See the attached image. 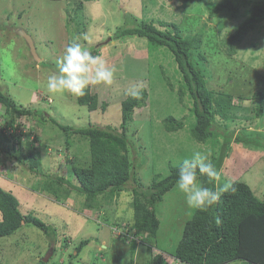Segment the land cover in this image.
<instances>
[{"label": "rangeland", "instance_id": "374dc122", "mask_svg": "<svg viewBox=\"0 0 264 264\" xmlns=\"http://www.w3.org/2000/svg\"><path fill=\"white\" fill-rule=\"evenodd\" d=\"M219 1L199 0L184 9L183 0H94L79 9L72 0H0V89L18 107L34 110L33 115L20 119L25 125L16 134L26 132L28 124L35 126L41 138L35 147L42 157L41 166L32 172L26 163L7 152L11 144L5 143L0 148V187L16 195L24 214H33L48 225L45 231L25 223L13 234L0 237V264H149L158 253L169 264H177L171 252L195 209L186 205L184 194L176 186L156 205L161 221L156 241H151L156 247L137 244L134 251V232L123 225L131 224L133 219V180L126 190L98 209L85 208L86 197L77 191L59 201L42 185L52 174L77 183L73 168L87 165L90 156L88 139L68 135L53 120L73 127L119 126L122 101L134 85H143L148 92L127 130L133 171L142 190L155 177L167 176L170 167L190 157L197 145L210 151V158L219 157L224 142L232 135L229 155L220 172L221 186L242 180L264 198V147L254 148L234 139L240 132L248 135L250 129L264 131V108L262 115L257 114L264 98L259 95L255 100H243L257 91L264 94V26L251 30L237 53L228 55L223 38L242 20H230L224 13L211 16L207 4ZM71 16L75 24L69 23ZM143 20H153L161 27L162 21L176 23L184 36L204 32L202 50L208 59L197 60V65L204 70L208 86L234 94V102L246 107L232 112L231 119L218 118L220 134L207 141L194 137L193 102L187 95L182 100L178 96L181 74L167 47L154 46L139 35H117L119 27L135 26ZM18 30L32 37L40 61ZM74 38L89 48L94 46L99 50L97 54L116 69L113 84L91 86L99 98V108L94 111L79 104L77 96L50 95L46 88L48 74L56 71V61ZM192 59H198L196 52ZM5 112L0 109V126L8 117ZM170 115L183 119L184 126L177 131L166 130L165 119ZM261 135L264 142V133ZM83 240L89 241L79 249ZM50 253L49 260L44 261ZM227 264L253 263L237 260Z\"/></svg>", "mask_w": 264, "mask_h": 264}, {"label": "trees", "instance_id": "16d2710c", "mask_svg": "<svg viewBox=\"0 0 264 264\" xmlns=\"http://www.w3.org/2000/svg\"><path fill=\"white\" fill-rule=\"evenodd\" d=\"M89 1L94 0H72L78 4L79 9ZM195 1L199 0H183L184 9ZM207 8L211 16L224 13L230 20H242L223 38L222 45L230 56L237 53L239 44L251 30L264 26V0H221L217 3H208ZM69 23H74L72 16ZM161 23L165 27L157 25L153 20H143L135 26L119 27L120 33L117 35H139L145 37L150 44L167 47L173 53L178 73L181 74L178 96L182 100L187 95L193 102L192 111L196 121L192 133L198 141H207L210 137L220 134L219 117L223 120L231 119V113L238 108L243 110L246 108L245 104L240 106L235 103V96L232 93L217 91L208 86L204 70L197 65V60L201 59L203 62L208 59L202 50L205 41L203 31L184 36L176 23L164 21ZM221 26L227 28L225 23H221ZM90 49L93 55L99 51L94 46ZM195 52L198 56L196 60L192 59ZM259 95L264 98V94L257 91L252 97H243V100L252 98L255 100ZM147 98L146 89L141 90L139 98L130 95L125 98L122 101V121L119 126L101 127L90 124L86 127H73L53 120L68 135L76 134L88 139L90 156L87 165L73 168L77 183L63 175L52 174L45 177V183L42 184L47 188V193H52L56 200H66L72 191H77L86 197L85 208L98 209L102 203L111 201L114 196L126 190L129 181L133 180L135 182L131 189L133 219L131 224L123 225L134 232L131 241L134 251L137 244L154 248L155 244H151V241H156L161 225L156 205L176 186L179 178L180 164L171 166L167 176L155 177L152 184L146 190H142L133 171L130 156L131 140L127 130L135 109L141 107ZM77 101L88 106L91 111L99 108L98 94L92 91V87L87 90L86 95L77 97ZM102 105L106 107L105 103ZM18 106L11 96L0 89V107L6 110L8 116L0 126V148L5 143H10L11 145L6 148L7 152L21 163H26L32 172H37L42 164V157L35 147L36 143L41 142L37 128L33 129L35 126L28 124L26 132L16 134L19 130L23 131L25 125L20 119L33 115L34 110ZM257 107V114L260 115L264 102ZM184 124L183 119L173 115L165 119V128L168 131H177ZM261 133L264 131L250 129L248 135L242 136L240 132L234 139L246 145H254V148L264 147V142L260 138ZM229 137L230 139L224 142L219 157L211 158L220 172L233 142L232 135ZM200 179L205 186H215L214 183L208 182L206 176ZM55 189L61 190L62 193L59 195ZM0 211L2 213L0 237L16 232L23 225V220L25 223H33L42 230H48V225L42 219L30 213L24 214L16 195L3 187H0ZM88 241L83 240L79 249ZM171 255L177 264H227L237 260L264 264V198H259L247 182L238 179L231 181L216 205L207 211H194L193 216L184 224L182 236ZM149 264L169 263L162 253H158L152 256Z\"/></svg>", "mask_w": 264, "mask_h": 264}, {"label": "clouds", "instance_id": "9594fccd", "mask_svg": "<svg viewBox=\"0 0 264 264\" xmlns=\"http://www.w3.org/2000/svg\"><path fill=\"white\" fill-rule=\"evenodd\" d=\"M115 72L116 69L110 67L102 55H93L86 44L74 38L65 47L62 57L56 61V71L48 74L46 88L50 95L68 93L80 97L86 95L93 85L113 84ZM142 87L134 85L127 94L139 98ZM201 149L202 146L197 145L191 156L180 163L176 187L184 194L185 203L190 209L207 211L220 201L227 185L220 184L221 173L210 158L211 152ZM204 176L215 186H205L200 179Z\"/></svg>", "mask_w": 264, "mask_h": 264}, {"label": "water", "instance_id": "95a60500", "mask_svg": "<svg viewBox=\"0 0 264 264\" xmlns=\"http://www.w3.org/2000/svg\"><path fill=\"white\" fill-rule=\"evenodd\" d=\"M18 33L21 34L22 36H24L29 44V47L31 49V52L33 54V56L36 58L37 61H40L41 58L38 56V53H37V49H36V45H35V42L34 40L32 39V37L30 35L27 34V32L25 30H18ZM22 223L24 224L25 221L23 220ZM51 255L48 254L47 256L44 257V261H48L49 260V256Z\"/></svg>", "mask_w": 264, "mask_h": 264}, {"label": "built area", "instance_id": "2783aa9c", "mask_svg": "<svg viewBox=\"0 0 264 264\" xmlns=\"http://www.w3.org/2000/svg\"><path fill=\"white\" fill-rule=\"evenodd\" d=\"M1 109V108H0ZM12 132V131H11ZM117 230V228H115ZM119 229V228H118ZM128 236V235H127ZM130 236V235H129Z\"/></svg>", "mask_w": 264, "mask_h": 264}]
</instances>
